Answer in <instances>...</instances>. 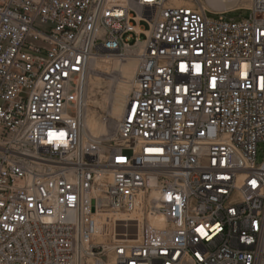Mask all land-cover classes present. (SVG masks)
Masks as SVG:
<instances>
[{
  "label": "built area",
  "instance_id": "built-area-1",
  "mask_svg": "<svg viewBox=\"0 0 264 264\" xmlns=\"http://www.w3.org/2000/svg\"><path fill=\"white\" fill-rule=\"evenodd\" d=\"M132 55L91 134V62ZM259 146L264 0H0V264H264Z\"/></svg>",
  "mask_w": 264,
  "mask_h": 264
},
{
  "label": "rangeland",
  "instance_id": "rangeland-1",
  "mask_svg": "<svg viewBox=\"0 0 264 264\" xmlns=\"http://www.w3.org/2000/svg\"><path fill=\"white\" fill-rule=\"evenodd\" d=\"M211 18H217V16L209 15ZM248 17V12L241 10L236 12H230L223 15V20L225 21H242ZM107 61L103 66H107L108 69L104 70L99 74V77L102 80V86L99 90L93 89V86L90 84L88 88V111L87 116H92L98 123L103 124V130L109 131L108 120L110 119V109L111 101L113 96L117 93L118 87L125 82L124 77L121 75L120 70L114 68L115 64H125L130 60L136 59L135 56H129L124 60H119L115 57H103ZM109 59V60H108ZM138 62V60H137ZM109 63V64H108ZM111 63V64H110ZM93 79V73L90 74V82ZM89 82V83H90ZM134 83V82H133ZM133 84L129 85V89L123 91L122 94L125 97L128 96L130 90L132 89ZM99 91V92H98ZM95 102V103H94ZM96 104V105H95ZM264 149L262 146H259L256 163L259 164L263 159Z\"/></svg>",
  "mask_w": 264,
  "mask_h": 264
},
{
  "label": "bare ground",
  "instance_id": "bare-ground-1",
  "mask_svg": "<svg viewBox=\"0 0 264 264\" xmlns=\"http://www.w3.org/2000/svg\"><path fill=\"white\" fill-rule=\"evenodd\" d=\"M106 60H104V58L102 57L100 59H97L91 62L90 74L93 73V79L90 82V76H89L88 88L90 87V84L93 86V89L99 90L101 88L102 80L99 77V74H101V72H104V70L108 69L107 66H103V64L107 63ZM137 66H138V62L136 59L130 60L129 62L125 64H115L114 65V68L116 69L118 68L120 70L121 75L125 79V82H123V84H121L118 87L117 93L113 96L112 101H111L110 119L108 120V125L110 129L114 127L115 122L120 118L122 114V111L125 107L126 99H127V97H125V95H123L122 92L128 90L129 85L133 84L134 75L136 73ZM87 104H88V91H87ZM87 111H88V105H87V110L85 114V128L93 135L103 134L105 132V130H103V124L98 123L92 116L88 117Z\"/></svg>",
  "mask_w": 264,
  "mask_h": 264
}]
</instances>
